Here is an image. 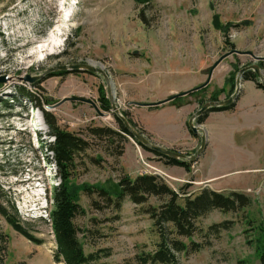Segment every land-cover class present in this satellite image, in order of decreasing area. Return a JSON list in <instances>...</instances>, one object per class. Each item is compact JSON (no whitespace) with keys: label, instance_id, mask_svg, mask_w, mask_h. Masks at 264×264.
I'll list each match as a JSON object with an SVG mask.
<instances>
[{"label":"rangeland","instance_id":"rangeland-1","mask_svg":"<svg viewBox=\"0 0 264 264\" xmlns=\"http://www.w3.org/2000/svg\"><path fill=\"white\" fill-rule=\"evenodd\" d=\"M59 29L62 42L41 58L36 47ZM80 64L102 68L122 115L139 133L165 146L147 129L148 115L153 118L168 105L197 103L191 118L207 102L228 99L243 67L257 64L264 75V0H0V75L13 77L0 85V207L41 241L15 230L0 211L5 235L1 264H64L55 261L58 245L51 213L60 180L47 151L55 137L44 112L91 142L70 181L74 186H111L123 174L134 178L145 173L157 174L172 189L188 194L196 195L204 186L192 172L198 160L181 177L186 169L170 172L172 165L131 134L112 146L94 138L89 127L118 129L117 114L101 73L57 69ZM50 69L57 70L47 73ZM27 74L40 79L29 83L18 78ZM103 95L110 110L102 107ZM195 124L204 129L198 118ZM119 145L124 146L122 155L114 154ZM200 145L201 138L198 145L165 147L193 155ZM90 157L102 160L97 164ZM231 189L220 192H243L251 204L238 212L214 210L202 217L198 225L203 233L214 223L231 220L233 225L218 236L211 234L201 250L180 254L179 264H261L256 251L260 234L245 230L248 220L264 228V174L257 182ZM79 200L87 210L75 219L86 233L80 238L86 253L97 252L100 263L140 264L138 256L155 249L158 234L140 206L127 200L119 212L99 209L94 201L101 206L105 202L97 194L81 192ZM149 203L160 200L151 197ZM194 239L205 241L200 233Z\"/></svg>","mask_w":264,"mask_h":264},{"label":"trees","instance_id":"trees-1","mask_svg":"<svg viewBox=\"0 0 264 264\" xmlns=\"http://www.w3.org/2000/svg\"><path fill=\"white\" fill-rule=\"evenodd\" d=\"M243 78L254 80L259 88L264 89L258 80L257 74L253 70L244 73ZM21 92L30 99L33 98L32 93L26 89ZM33 101V100H32ZM34 103L36 101H33ZM102 107L110 110L108 99L103 95L101 97ZM36 106H39L36 103ZM233 108L224 106L213 108L212 110H227ZM46 122L51 127L50 134L55 140L48 144L47 151L52 153V159L57 169V176L60 184L55 188L53 194L54 209L51 213L52 226L57 241V252L55 256L56 262L64 264H103L99 262L97 252L86 253L84 243L80 238V233L86 236L85 231L81 229L75 222L78 216H85L87 210L80 203V192L87 196L97 194L105 204L99 205L98 201H94L97 208H112L120 211L124 203L129 200L141 207L143 213L148 214L153 221V227L158 234L159 241L151 252H144L138 256L140 264H179V255L182 253H191L201 250L209 242L210 235H219L223 230H229L233 225V221L226 220L220 223H214L209 226L208 231L203 233L202 228L198 225V221L207 216L214 210L222 212H238L249 206L252 199L243 192L230 191L228 193L213 190L204 187L196 194H188L185 189L181 192L172 189L167 182L157 174H141L132 178L128 174H123L118 181L111 186H92L83 185L81 187L74 186L70 183L74 177L77 164L83 161V156L91 147L88 138L82 135L62 128L58 125L55 117L50 112H44ZM207 116V112L198 118L203 123ZM119 128L115 129L109 126L89 127V132L94 138L103 139L108 146L114 145L115 140L121 143L127 140L126 135H130L123 121L116 116ZM114 154L122 155L124 146L119 145ZM157 156L172 166H179L191 171L194 162L178 160L154 152ZM47 159L49 154L47 152ZM91 162L100 163V157H90ZM189 186L186 185V187ZM151 197L160 200V203L153 205L149 203ZM183 200V202H181ZM1 213L6 217L8 223L20 231L26 237L40 243L41 241L29 232L23 230L16 220V217L8 215L5 209L0 207ZM248 230H256L260 235L257 237L256 251L261 264H264V228L254 225L251 220L247 221ZM258 226V229H257ZM200 233L205 241H196L195 235ZM186 240H189L188 242ZM5 235L0 230V264L2 262V251L5 249L3 243ZM254 243V240H250ZM17 264H26L19 262Z\"/></svg>","mask_w":264,"mask_h":264},{"label":"crops","instance_id":"crops-1","mask_svg":"<svg viewBox=\"0 0 264 264\" xmlns=\"http://www.w3.org/2000/svg\"><path fill=\"white\" fill-rule=\"evenodd\" d=\"M196 107L197 103L168 105L155 117L148 115L147 129L155 132L159 136L157 141L169 148L198 145L199 136L192 134L187 126ZM202 124L207 133V147L192 172L203 188L235 190L248 181L257 182L264 174V89L254 80L243 78L233 108L207 112ZM172 167L173 173L184 170ZM180 174L187 176L189 172Z\"/></svg>","mask_w":264,"mask_h":264},{"label":"water","instance_id":"water-1","mask_svg":"<svg viewBox=\"0 0 264 264\" xmlns=\"http://www.w3.org/2000/svg\"><path fill=\"white\" fill-rule=\"evenodd\" d=\"M57 69H59V70L83 69V70L91 71L93 73H101L105 77V79L108 83L109 98L111 99L112 107H113L115 113L117 114V116L123 121L126 128L129 130L130 134L133 135L137 139V141L140 142L144 147L148 148L149 150H151L153 152H157L160 155L167 156L170 158H174V159H178V160H184V161H190V162H196L199 159V157L204 153V151L207 147V133H206L205 129H203L200 125L195 124L196 119L199 118L200 116H202L204 113L209 112L213 108L230 106V105L234 104V102L237 100V98L239 97V94L241 92L243 75L245 72H247L249 70L255 71V73L257 74L259 82L264 87V75H263L262 69L259 65L252 64V65L245 66L242 69H240L238 76H237V79H236V89H235L234 93L228 99L222 100V101L207 102L206 104H204L202 106L201 109H199L196 113H194L192 115V117L190 118V121H189L190 129L193 131V133L195 135L200 136L201 145L193 155H187V154L180 153V152L175 151L173 149H169L165 146H162L160 144L152 142L150 139L146 138L143 134L139 133L131 125L129 120L124 115H122L119 108L116 106L115 101H114V95H113L114 93L112 90V81H111L110 77L107 75V73L102 68L96 67L93 65H88V64H80V65H70V66L63 65V66L57 67ZM57 69H50L47 71V73L53 72L54 70H57ZM12 78H13L12 76L7 75V74L0 75V85L7 83ZM18 78H22L24 81L29 82V83H35L37 80L40 79V76L34 77V76L27 74L24 77H18ZM183 94H188V92L182 93L180 95H183ZM177 96H179V95H175L168 100H171L172 98H175Z\"/></svg>","mask_w":264,"mask_h":264},{"label":"bare ground","instance_id":"bare-ground-1","mask_svg":"<svg viewBox=\"0 0 264 264\" xmlns=\"http://www.w3.org/2000/svg\"><path fill=\"white\" fill-rule=\"evenodd\" d=\"M60 34H61L60 29L58 30V32H51L48 35V37L44 39L43 41H41L40 44L36 47V50H35L36 53H38L39 56L42 58L44 57L46 51L53 52L55 48L60 44V42H62V39L60 38ZM34 128H35V125H34Z\"/></svg>","mask_w":264,"mask_h":264}]
</instances>
